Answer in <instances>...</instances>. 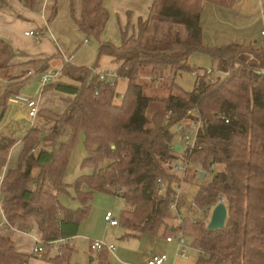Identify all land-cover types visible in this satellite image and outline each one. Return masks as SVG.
I'll use <instances>...</instances> for the list:
<instances>
[{
	"label": "trees",
	"instance_id": "16d2710c",
	"mask_svg": "<svg viewBox=\"0 0 264 264\" xmlns=\"http://www.w3.org/2000/svg\"><path fill=\"white\" fill-rule=\"evenodd\" d=\"M20 1L28 9L37 2ZM206 2L225 4L227 0H155L148 18L137 21L134 34L129 35L130 25L122 30L120 46L100 45L98 61L109 58L116 64L115 72L127 80L120 104L116 103V90L97 80L94 70L98 65L78 68L68 64L60 76L68 81L58 80L45 90L53 88L74 99L63 115L45 118V126L32 129L24 138L17 169L7 166L18 141L0 136V176L7 169L1 187L5 216L21 233L37 231L47 257L55 250L51 243L68 239L65 246L55 250L54 264L60 260L68 264L71 239L78 236L90 214L88 206L73 211L59 201V194L67 190L65 176L81 133L85 134L87 151L82 166L94 172L77 186L87 185L91 191L123 199L126 208L121 223L132 236H185L184 228L189 226L197 264H264V76L257 73L264 68V43L205 46L202 14ZM81 8L78 29L99 39L110 17L104 0H81ZM56 14L54 7L51 19ZM197 53L214 61L215 79L211 82L207 74L198 75L192 92L175 95V89L181 90L177 78L200 70L189 63ZM23 56L0 38V73L11 70L14 61ZM49 71L48 64L40 69L41 75ZM24 82H15L17 92ZM155 88L167 92V97L146 95L147 89ZM14 94L10 89L0 94V118ZM154 107L159 110L147 113ZM194 110L206 127L189 161L193 167H201L198 169L205 172V178L213 174L212 180L199 188L194 203L204 210L216 207L224 197L228 217L220 231H208L209 222L179 220L170 209L171 185L179 182L171 173V164L188 158L170 150L175 145L173 128L179 133L178 124ZM159 179L170 185L166 197L157 196ZM91 191L79 192V199L87 204ZM183 205L191 207L182 200ZM171 219L178 225L171 224ZM8 234H0V264H29L35 255L19 252ZM108 253H98L100 264H108Z\"/></svg>",
	"mask_w": 264,
	"mask_h": 264
},
{
	"label": "rangeland",
	"instance_id": "374dc122",
	"mask_svg": "<svg viewBox=\"0 0 264 264\" xmlns=\"http://www.w3.org/2000/svg\"><path fill=\"white\" fill-rule=\"evenodd\" d=\"M74 2V3H73ZM112 6L118 9L119 11H124L125 8L128 6V4L125 2L116 3L115 1H111ZM75 4V5H74ZM78 5L80 6V3H77L75 0H64L61 2L60 0L55 4V7L59 8V13L61 14V23L60 27L64 31H62L61 34H55L57 36L58 44L60 45L59 48L64 50V52L68 55V57L75 54V58L72 59L73 66H76L78 68H93L96 65H98L101 69H107L108 67L111 69H114L116 66L111 63L109 58L103 57L100 61H98V52L101 44L104 43H111L115 46H120L122 43V34L120 30V25L124 27L123 24H127L128 21H124L125 17L122 19L121 16H116L115 18H112V21L109 20V23L106 27V30L101 35V37L98 39L94 36H87L86 34L82 33L78 27L77 29L70 30L68 25L72 26L71 21L75 22L80 20V17L78 15ZM139 10L145 18L147 17L144 9H145V3H141L138 5ZM81 8V7H80ZM130 11V10H128ZM127 11V12H128ZM131 12V11H130ZM118 13V12H116ZM133 15H135L134 12H131ZM129 13V14H131ZM207 10L205 11V14H203V20L204 24L207 21ZM52 17V16H51ZM79 17V18H78ZM139 18V17H138ZM71 20V21H70ZM137 20V19H136ZM133 20L130 29H129V35H132L136 32V26L137 21ZM202 20V22H203ZM136 21V22H134ZM204 24L202 26H204ZM73 27V26H72ZM86 40L89 41V43H85ZM57 48V47H56ZM213 60L209 57H207L204 54L197 53L193 55L190 58V64L193 67L200 68L198 71V75H201L204 73L207 69H215L216 66L212 62ZM57 63V62H56ZM1 78H10L9 73L3 72L2 77H0V94L5 93L8 89H10L12 92H15V94H19L20 92H17L18 86L17 84H13V86H7L4 83V80ZM68 81L67 78L62 77L59 80ZM148 80V78H147ZM179 87L181 90H174L175 95H182L184 93H190L195 88L196 83V76L192 73H184L183 75L179 76L177 78ZM176 80V83H177ZM4 88V89H3ZM29 88V85H28ZM125 85L123 83H120L117 92H121L124 90ZM36 88H29L24 89L23 93L27 96L37 97L39 96L37 94ZM146 95L162 99L167 97V92L161 91L158 88L155 89H147ZM49 94H46L44 96V101L47 105L55 106L56 110L62 109L61 102L65 103V101H53L55 98L54 96L48 97ZM2 96V95H1ZM62 97V96H61ZM57 99V98H55ZM117 104H120V100L116 101ZM154 109L159 110V108H152L151 111H148L147 113H152ZM6 113L2 118H0V133H3L5 137L11 138L15 141H18V143L15 145V147L11 150L9 161H8V168L10 170L17 169L20 161V156L23 152L24 145L22 144V141L24 138L29 134V132L32 130L31 124L24 118V119H17L18 112L22 111L21 107H19L16 103L13 102V100L8 101ZM44 115V117H41ZM55 115H58L57 113L53 111H41L38 118V125L40 127L45 126L47 117H54ZM46 118V119H45ZM174 135V143L175 145L181 144V136L179 133H177L176 129L173 128ZM85 134L81 133L79 135V138L73 148L69 165L67 168L66 176H65V183L67 185V190L65 192H62L59 194V201L61 205L68 209L77 211L80 209H84L86 206L90 207V214L88 219H86L79 232V236L76 238V240L72 243L70 248L72 249L71 256L68 260V264H98V253L91 251V245L90 242L87 240L97 241V242H104L102 241L103 237L106 238H112L113 236V243L115 247L118 249V242H122V238L124 237L122 235H113L111 229L107 228V224L105 222V216L108 212H112L115 214V216L121 220L122 212L126 208V204L123 199L114 196L112 194L101 192V191H91L90 188L87 185H81L78 188V182L84 178L91 176L93 174V169L90 167H83V162L87 157V151L85 147ZM40 148H37V152ZM196 168H201L200 166H192V168L189 170L187 177L184 181L179 180L178 183H180L181 190H179V196L184 201L187 202L188 200L190 202H194L195 196L199 190V188L202 185H207L213 177V174H208L204 181L199 180V176L196 175ZM219 171L217 168L215 170L216 174ZM169 174V172H168ZM91 191V197L87 204L83 203L79 199V192L80 194L89 193ZM3 221L2 217H0V223ZM171 224L178 225L176 221L173 219L170 220ZM121 225H123L121 223ZM187 227V228H186ZM190 227L185 226L184 233L186 235L194 236L193 233H190ZM132 234L133 232L128 230L127 234ZM6 235L8 233H5ZM36 234V232L32 233ZM9 235V234H8ZM14 235H19L22 240V248L26 255H32V246H33V239L29 235H23L19 233H14ZM33 236V235H32ZM102 236V237H101ZM186 241L188 244H192V237L186 238ZM105 243V242H104ZM125 244H123L120 251L124 252L127 256H133L134 252H138L139 248V242L136 239H130L124 241ZM108 244V243H107ZM118 251V250H117ZM69 252L67 253V255ZM118 254V252H117ZM193 256H196L195 253L192 254ZM56 256V251H51L46 255H35L31 256L29 260V264H54L51 260ZM91 259H94L96 262L92 263ZM112 264H121L120 262H114L113 258H111ZM122 260V259H121ZM124 262H127L125 260H122ZM57 264H64L65 260H60L56 262Z\"/></svg>",
	"mask_w": 264,
	"mask_h": 264
},
{
	"label": "crops",
	"instance_id": "0c3cea01",
	"mask_svg": "<svg viewBox=\"0 0 264 264\" xmlns=\"http://www.w3.org/2000/svg\"><path fill=\"white\" fill-rule=\"evenodd\" d=\"M58 1L59 0H37L35 7L33 9H28L25 3L20 0H0V38L9 42L16 51L24 55L21 58H17L13 63L14 67L11 70L7 71V73H9L10 78L1 79L4 80V83L7 88L12 83L21 82L22 80H25V82L21 86L20 91L23 92L24 89L36 88V95L39 94L38 97L40 98L41 111H53L58 115H63L68 107V102L72 101L74 98L72 96L56 92L53 88H47L46 90L43 89L42 91V87L40 85V75L42 73L40 72V69L42 68V66H46L48 64L50 71L60 70L64 66V59L69 58L68 55L64 52V50L59 48L60 45L58 44L59 42L57 41V36L55 35L56 33L61 34L62 31H64L62 27H60L61 14L59 13V8L56 17L51 19L52 11L55 7V4L57 3L58 5ZM60 1L63 2L64 0ZM75 1L77 3H80V6L78 5V15L79 17H81V0ZM111 1H115L116 3L126 1L128 6L125 8L124 11H119L118 9L112 6ZM154 1L155 0H104V6L109 12L110 21H112V18H115V15L121 16L122 19L125 17L124 21H128L126 25L123 24L124 27L122 26V24L120 25V30L122 34V30H125L127 28V25H131L133 20L137 19L136 21H138L140 18H148ZM141 3H145L144 11L145 13H148L146 14V18L141 14L139 10L138 5ZM128 10L134 12L135 15H133ZM206 10L208 12L207 21L204 24L203 14H205ZM203 14L202 25L204 24V26H202V28L203 44L205 46L209 48H219L231 44H238L244 47H250L256 44L263 46V39L261 33L262 31H264V0H227L225 4L206 2ZM71 24L73 27L70 25H68L67 27H69L70 30H73L75 32L74 29H77V26L75 25L74 21H71ZM30 31H40L41 35L43 36V39L40 42H37L34 38L27 37L25 33ZM73 57L75 58V54L73 55ZM212 62L214 63V61ZM111 63L116 66V64H114L112 61ZM214 65L216 66L215 63ZM115 69L116 67L114 69L108 67L107 69L99 68L98 70L115 71ZM25 70L28 71L26 76L22 79H18V77H20L22 72ZM2 74L3 73H0V77H2ZM123 85H125V88L121 92L126 91L127 84L123 83ZM177 85L179 87L178 80ZM179 89L181 88L179 87ZM46 94H49L48 97H51L52 95L57 98L53 99L54 102L65 101V103L61 102L62 109L55 111V106L47 105L44 101V96ZM21 109L22 111L18 112L17 114L18 120L24 118L26 119L25 110L22 107ZM0 136H4V134L0 133ZM7 169L9 168L7 167ZM7 169L5 168V172L2 176H0V180L4 177L5 173L7 172ZM107 228L111 229L112 233H114L113 235L123 236V234L125 233L124 237L122 238V242H118V249L116 248L115 253L107 254L108 264H112L111 258H113L114 260L113 263L117 261L121 264H146L147 259L152 254L157 253H165L167 255V261L165 262V264L198 263V253L194 249L189 253L188 258L183 259L177 256L176 243H169L167 242L166 238H152L149 236L138 238L132 236V234H127L129 229H127L123 225H120L119 227H110L107 225ZM34 232H36V234L38 235L37 231L34 230L32 233ZM5 233H9L12 241L15 243V246L17 247V250L19 252L24 254L27 253L22 248V238L19 235H14V233H19L23 235L25 233H21L16 229ZM29 236L32 237V234ZM78 236L71 239V245ZM188 237L192 236L185 235V239ZM130 239H136L139 242V250L138 252H134L133 256H127L124 254L123 251H120L123 244H125L124 241H129ZM87 241L91 242L92 240ZM102 241L108 244H114L113 236L112 238L103 237ZM193 253H195L196 256H193ZM121 259L127 262H124ZM91 261L92 263L96 262L94 259H91ZM98 264H100L99 255Z\"/></svg>",
	"mask_w": 264,
	"mask_h": 264
},
{
	"label": "built area",
	"instance_id": "2783aa9c",
	"mask_svg": "<svg viewBox=\"0 0 264 264\" xmlns=\"http://www.w3.org/2000/svg\"><path fill=\"white\" fill-rule=\"evenodd\" d=\"M27 37L34 38L37 42H40L43 39V36L41 35L40 31H30L25 33ZM263 43H264V31L261 33ZM86 43H88V40H86ZM73 59V55L69 58L64 59V66L71 64ZM63 66V67H64ZM63 69V68H62ZM60 70H52L49 72H46L42 75H40V85L43 89L47 87L48 85H51L52 83L59 80L61 76ZM259 75L264 76V68L259 70L257 72ZM94 74L98 77V81L104 84L109 85L110 87L114 88L116 90V101L120 100V102L123 101L125 97V92H117V88L120 83H126L127 80L120 77L115 71H99L94 70ZM203 74H207L211 82L215 79V71L213 69H207L204 71ZM194 75L198 76V73L195 72ZM96 95H99V91L96 90ZM10 100H13L14 103L19 105L25 110L26 113V119L31 124L32 129H37L39 127L38 125V118L40 113V98L37 96H27L23 92L13 95ZM171 116V113L167 115L169 118ZM226 123L229 122L225 117L223 118ZM206 127V122L202 119V116L197 111H190L188 114V117L184 120H182L178 126L177 130L181 136V145L182 150L179 152V154L183 155L184 157L188 155V158L186 157L184 160H175L171 164V173L172 175L178 177L179 180L184 181L185 178L188 175L189 170L192 168V165L190 163V155L192 150L196 147L198 143L199 136L203 134ZM176 145H172L170 147V150L172 152H175ZM187 150H189V154L187 153ZM183 157V158H184ZM196 172L199 174L202 172L200 169H196ZM2 181L3 178L0 180V217H2L3 221L0 223V234H3L5 232H9L12 230H15L7 220L4 210L2 208L1 200H2ZM170 185L167 184L162 179H159L157 181V196L158 197H166L167 193L169 191ZM171 188H173L174 192L171 195V211L178 217L179 220L182 219H188L192 221L193 223H205L209 222L211 219V215L213 212V209L215 208H207L204 210H200L194 202L187 201L189 204H191V207L181 206L182 200L179 196V190H181L180 183L171 185ZM225 203L224 197H220L218 204ZM105 222L110 227H119L121 225V220L116 218L112 212H108L105 216ZM33 239V246H32V255H41L45 252V243L42 241L40 236L32 234ZM69 242L68 239H62L57 242H53L50 245L54 247L55 250H58L59 247L65 246ZM167 242H175L177 247V256L186 259L189 257V253L193 250L190 244L187 243L185 236L178 235L176 237H169L167 238ZM90 247L92 252L100 253L103 250H107L109 253L114 254L116 251V247L114 244H107L104 242H97V241H91ZM201 255H204L203 252H201ZM167 261V255L165 253H157L152 254L146 261V264H165Z\"/></svg>",
	"mask_w": 264,
	"mask_h": 264
},
{
	"label": "water",
	"instance_id": "95a60500",
	"mask_svg": "<svg viewBox=\"0 0 264 264\" xmlns=\"http://www.w3.org/2000/svg\"><path fill=\"white\" fill-rule=\"evenodd\" d=\"M182 150V146L178 145L175 147V152L179 153ZM187 153H189V150H187ZM205 172H201L199 176V180L203 181L205 178ZM227 207L224 203L218 204L212 212L211 219L208 223L207 230L208 231H220L223 230L227 223Z\"/></svg>",
	"mask_w": 264,
	"mask_h": 264
}]
</instances>
